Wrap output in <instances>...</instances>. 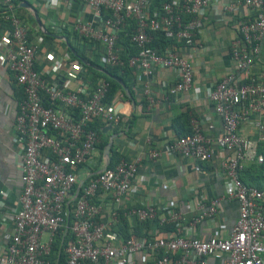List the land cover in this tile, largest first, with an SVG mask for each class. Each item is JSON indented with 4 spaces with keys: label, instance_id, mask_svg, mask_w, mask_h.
<instances>
[{
    "label": "built area",
    "instance_id": "obj_1",
    "mask_svg": "<svg viewBox=\"0 0 264 264\" xmlns=\"http://www.w3.org/2000/svg\"><path fill=\"white\" fill-rule=\"evenodd\" d=\"M44 1L48 8L59 4V0ZM61 1L68 11L74 4L80 5L78 15L68 21L71 31L92 42L107 66H124L121 35L126 33L130 46L138 48L128 60L136 75L133 90L141 88L150 104L155 99L152 83L158 69L175 75L173 84L156 78L170 97L193 88V63L181 51L197 45V35L214 0ZM0 2V57L24 93L15 121L23 190L19 206L4 218L13 226L6 247L0 249V264H59L62 247L64 264H264V190L242 178L248 166L264 163V70L253 71L262 52L264 0L219 1L224 14L240 7L252 13V17L240 19L238 36L230 43L236 68L208 87L209 101L221 120L220 132L207 134L203 119L192 117L190 134L176 139L166 151H149L150 159L167 153L195 161L214 159L216 148L228 153L221 165L226 177L223 195L198 203L192 221L175 202L165 212L155 203L121 210L142 155L122 158L113 168L80 178L79 166L101 140L92 123L113 128L123 117L122 110H115L118 104L105 101L111 84L105 76L97 83L87 79L82 58H74L71 52L53 59L42 74L37 68L36 41L42 38H30L35 19L23 18L18 9L23 8L22 3L16 0ZM86 9L94 14L93 19H84ZM68 22H52L45 29L53 36ZM153 32H161L172 43L161 49L150 46ZM65 71L76 77V87L64 84ZM200 93L198 89L196 98ZM44 96L49 107L43 105ZM80 182L83 185L78 190ZM101 192L109 193L117 205L107 222L102 220L103 207L96 200ZM224 199L239 204V217L228 234L192 235L202 219L216 216ZM128 219L154 220L176 229L168 235L124 239L114 226ZM57 239L59 250L54 249Z\"/></svg>",
    "mask_w": 264,
    "mask_h": 264
},
{
    "label": "crops",
    "instance_id": "obj_2",
    "mask_svg": "<svg viewBox=\"0 0 264 264\" xmlns=\"http://www.w3.org/2000/svg\"><path fill=\"white\" fill-rule=\"evenodd\" d=\"M19 3L28 2L37 11L42 26L47 28L52 22L67 23L78 15L80 5L74 4L70 10L64 9V3L45 6L44 0H16ZM219 1L214 0L213 7L208 12L203 26L197 35V45L193 48H184L181 53L193 63L195 78L193 88L179 97H170L162 91L159 80H167L170 84L175 83V75L168 69L156 70V78L152 83L154 103L150 104L144 96L141 88L134 90L131 103L124 89L118 91L114 98L115 104H123V117L121 125L113 127L106 136L118 134L114 140L117 151L131 160L142 155L143 160L138 164V172L129 193L124 197L121 210L129 209L135 205L155 203L163 207L164 212L170 209L175 202L178 209L187 214L189 220L197 217V205L200 202L209 203L210 200L220 197L224 193L226 177L223 175L221 165L227 158L228 153L216 148V156L210 161H195L184 159L180 156L168 154L158 159H150L149 151L160 149L166 151L169 145L179 138L180 130L191 131L190 118H201L204 121V130L207 134L215 135L221 130L220 117L215 113L213 104L209 101V86L219 82L226 74L236 68L231 55L230 43L238 36L237 25L240 19L252 17L250 10L244 7L234 12L224 14ZM1 8V2H0ZM19 9L25 17L34 18L32 39L41 37L37 41V68L43 72L53 59L62 54L71 52L69 44H75L70 34L72 25L68 22L66 28H61L56 35L43 34L42 27L37 23L33 12L27 8ZM82 8V7H81ZM82 16L84 19H93L94 14L86 9ZM32 25V26H33ZM35 41V42H36ZM260 59L253 67L255 73L264 70V39L262 41ZM93 44L87 42L85 55L95 63L93 69H83V74L93 83H97L104 76L102 71L103 60L95 50ZM82 50V49H81ZM101 66V67H100ZM73 71V70H72ZM86 72V73H85ZM65 85L76 87L79 82L75 81L69 72H63ZM71 80V81H70ZM201 92L196 98V91ZM23 91L17 83L15 74L7 68L0 57V249L6 247V243L12 232V222H4L6 215L19 206L23 190V181L18 166L20 151L17 142L15 121L18 104L22 100ZM145 102V105L143 104ZM181 119V120H180ZM213 126L210 128L209 126ZM106 160L99 149L96 148L88 160L79 166L80 178L95 175L104 168ZM109 193H99L96 200L102 204V220L107 222L115 211L116 203ZM239 217V204L237 201L224 199L218 206L216 216L207 217L197 223L192 229L195 237L219 234L226 236ZM136 219L123 221L114 229L126 239L132 235L171 234L172 230H164L158 225V221L152 220L140 232H136L138 225ZM127 232V233H126ZM142 233V234H140ZM127 234L128 237H125Z\"/></svg>",
    "mask_w": 264,
    "mask_h": 264
},
{
    "label": "trees",
    "instance_id": "obj_3",
    "mask_svg": "<svg viewBox=\"0 0 264 264\" xmlns=\"http://www.w3.org/2000/svg\"><path fill=\"white\" fill-rule=\"evenodd\" d=\"M17 3H19V1H17ZM18 9L22 10L24 8L18 7ZM20 15L23 18H25V15H23L22 12H20ZM70 34H72V39L75 41V44H71V43L69 44V47L72 49L73 57L77 58L80 56L84 60L83 61L84 67H86L87 69H93L94 65H96V64L91 62L87 58V56L85 55V52L87 50V42L89 40H87V39L82 40L80 37H78L76 35V32H74V31H72ZM152 35H153V39L149 43V45L152 47H156V48L161 49L164 46L172 43V41L165 38L163 36V34H161V32H153ZM31 36L32 35H30V38H31ZM79 39H81L83 42H80ZM121 40H122L123 47L125 49V54L122 56L123 60H124V66L113 68V67H110V66H107L106 64H104V65H102V67L101 66L100 67L105 69V72L107 75L103 72L98 71V73H100V75L105 76V78L111 84L108 96L105 99L106 102H112L114 100V98L116 97L118 91L122 90V86H121L120 82H118L116 79L124 82L126 84V86L130 89L132 96H134L133 85L135 84L136 75L134 72H132V70L129 69L128 60H129V56H132L133 54L138 53V48H136L134 45L130 46V44L127 42L126 33L121 35ZM90 43H92V42H90ZM43 95H45V93H43ZM23 97H24V94H23ZM42 100H43L44 106H48V107L50 106L48 100L46 99V96H44L42 98ZM143 104L145 105V102H143ZM190 121H191V118H190ZM119 125H121V124L119 123ZM92 126L95 129H97L99 134H100L101 140H100V143L98 144V147L101 150V152L103 153V150L105 149L106 145L109 143V137L106 136V134H104V132L102 131L103 124L101 122L92 123ZM191 132H192V128H191V131L183 132L180 130V132L178 134H179V137H182V136H185L187 134H190ZM117 149H118L117 144L114 143L112 146V150H111V158H110L111 162L109 163V166H108L109 168H113L124 157L117 151ZM261 151L264 154V144H263V147L261 148ZM242 178H243L244 182H246L247 184L252 185V186H256L260 190H264V181H262V179H264V163L261 165L248 166L245 169V171L242 175ZM88 179L86 180V182L88 181ZM151 222L152 221H150V220H148L146 222H138V225L135 228L136 232H140V230H142L146 225H149ZM160 228L164 229V230L176 229L175 226H167V225L160 226ZM119 229L116 228L115 230H119ZM140 234H142V233H140ZM66 235L64 236L65 240L67 239ZM125 237H128L127 234L125 235ZM57 240L58 241L56 242V244L54 246L55 250H59L61 248V243H60L59 239H57ZM63 243H64L63 246H65V241ZM64 263H65V255H64V248L62 247V254H61V259L59 261V264H64Z\"/></svg>",
    "mask_w": 264,
    "mask_h": 264
},
{
    "label": "water",
    "instance_id": "obj_4",
    "mask_svg": "<svg viewBox=\"0 0 264 264\" xmlns=\"http://www.w3.org/2000/svg\"><path fill=\"white\" fill-rule=\"evenodd\" d=\"M21 6L23 7H27L29 8L32 12H33V16L36 18L37 20V23L42 27V29L44 30L43 31V34H46V35H50L48 33V31L42 26V22L39 18V15H38V11L28 2H24L21 4ZM71 49V48H70ZM83 60V59H82ZM84 61V60H83ZM102 71L105 72V69L102 68ZM106 74V72H105ZM118 82H120L122 88L124 89L125 93H126V96L129 98V100L131 101L132 104H134V101H133V96L131 94V91L130 89L126 86V84L122 81H119L118 79H116ZM123 104L122 103H119L117 106H116V111L118 110H123ZM112 129V126L111 124H108L107 126L105 127H102V131L104 133H107L108 131H110ZM118 137V134H115L113 136H111L110 140H109V143L106 145L105 149L103 150V155H104V159L106 160V164H105V167L102 168L103 170L106 169V167H108L109 163L111 162V150H112V146L114 144V140ZM100 169V170H102ZM83 185V182H80L79 186H78V190L81 188V186Z\"/></svg>",
    "mask_w": 264,
    "mask_h": 264
},
{
    "label": "rangeland",
    "instance_id": "obj_5",
    "mask_svg": "<svg viewBox=\"0 0 264 264\" xmlns=\"http://www.w3.org/2000/svg\"><path fill=\"white\" fill-rule=\"evenodd\" d=\"M264 181V179H262ZM48 238V235L44 234L43 239L46 240Z\"/></svg>",
    "mask_w": 264,
    "mask_h": 264
},
{
    "label": "clouds",
    "instance_id": "obj_6",
    "mask_svg": "<svg viewBox=\"0 0 264 264\" xmlns=\"http://www.w3.org/2000/svg\"><path fill=\"white\" fill-rule=\"evenodd\" d=\"M109 166V165H108Z\"/></svg>",
    "mask_w": 264,
    "mask_h": 264
}]
</instances>
